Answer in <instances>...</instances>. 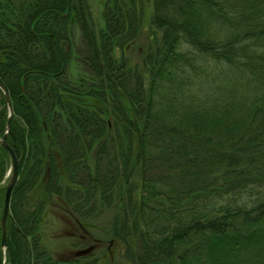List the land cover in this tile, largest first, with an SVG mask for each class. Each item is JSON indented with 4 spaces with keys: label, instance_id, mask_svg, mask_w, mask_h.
I'll return each instance as SVG.
<instances>
[{
    "label": "trees",
    "instance_id": "1",
    "mask_svg": "<svg viewBox=\"0 0 264 264\" xmlns=\"http://www.w3.org/2000/svg\"><path fill=\"white\" fill-rule=\"evenodd\" d=\"M129 4L107 3L97 36L87 0H0V83L20 159L0 264H38L41 253L51 261L21 200L46 174L86 213L94 193L73 199L61 178L83 176L93 151L108 164L89 185L104 202L117 188L128 196L130 214L116 218L112 237L129 248L130 234L142 240L134 264H264V0H150L153 13ZM143 18L163 38L151 31L132 63ZM72 24L89 47L85 90L68 78ZM84 96L113 110L88 109ZM0 104L2 135L1 89ZM8 160L0 146V174Z\"/></svg>",
    "mask_w": 264,
    "mask_h": 264
},
{
    "label": "rangeland",
    "instance_id": "2",
    "mask_svg": "<svg viewBox=\"0 0 264 264\" xmlns=\"http://www.w3.org/2000/svg\"><path fill=\"white\" fill-rule=\"evenodd\" d=\"M111 1L112 5H114L115 0H87L93 29L97 36L102 30H106L105 13L108 8L107 3L109 4ZM119 2L123 3L129 9L130 0H119ZM139 2L141 6H143L142 9L144 13H153L150 0H139ZM144 26L146 29L143 31ZM138 30L139 32L143 31V33L128 52L133 57V61L131 60L132 63L139 62L140 57L138 51L142 46L146 45L149 35L152 32L156 33L159 41H162L163 38V30L157 28L153 24L151 18L148 20L143 18ZM70 32L72 41V60L68 67V78L74 83L79 84V86H82L85 90V87H83L84 81L94 82V74H91L89 71V60L87 58L89 47L87 45V39L83 28L77 24H72L70 26ZM115 54L119 59L121 58L122 52L116 49ZM83 98L84 99L80 103L88 109L100 107L102 110L106 111L113 110L107 105L98 102L100 100L97 97L84 96ZM1 108L2 106L0 104V110H2ZM7 110L9 119V109L7 108ZM116 122L117 119L111 118L112 124ZM7 125L8 120L4 133L2 135L0 133V138H3L6 134ZM21 125L23 126V123ZM115 145L118 146L119 142L116 141ZM116 146L113 148L115 152L119 150ZM59 151L61 150L59 149ZM87 162L90 170L81 173L83 176L78 174L74 179H69L68 176L63 174L61 178L63 186L69 187L68 189L74 193L75 197H73V199H77L86 191L94 193L91 201L86 205V210L83 211L86 213L79 211L74 212L76 204L68 203L70 199L72 200V197H66V195L60 197L55 192V188L50 187L49 182L55 178L50 180L49 176L47 177L46 174H43L41 177L37 175L33 190L26 193V200H21V210L23 209V214H26V217L28 214L35 215L33 220L34 227L38 230V234L40 235L41 248L47 251L51 257V261L45 262V259L42 257L43 254L41 253L38 264H134V259L131 258L132 255H140L143 251L142 240L136 239L132 234H130L126 240L131 241L133 239L135 243L133 248H129L125 240L121 239L120 242H116L112 237L115 233L116 218L119 216L121 219H124V215L130 214L128 196L126 195L124 198L125 201H123V198L120 197L122 189L117 188L113 196L110 195L107 200H105L106 202L102 201V188L94 190V187L89 185V182L90 180L96 179V172H105L108 163L106 160H99V158L95 156L94 151L93 154H88ZM10 167L11 164L8 162L4 171L0 174V176L2 175L0 178V190L3 191L2 209H0L1 241L2 216L5 199L4 191L10 179ZM151 173L152 172H150V174ZM152 176L155 177L154 175ZM160 179L163 182H167L168 180L167 178ZM134 187L137 188V185H134ZM79 202H81L80 198ZM128 215H126V217ZM129 222L132 224L131 220H129ZM122 223L124 224L126 222L123 221ZM110 244L111 247L109 249ZM90 248H93L91 252L81 256L76 255V253ZM6 252L3 251L5 255ZM7 263V257H5L4 264Z\"/></svg>",
    "mask_w": 264,
    "mask_h": 264
},
{
    "label": "water",
    "instance_id": "3",
    "mask_svg": "<svg viewBox=\"0 0 264 264\" xmlns=\"http://www.w3.org/2000/svg\"><path fill=\"white\" fill-rule=\"evenodd\" d=\"M6 96V106L9 109V119H8V125H7V131L6 134L4 135L3 138H0V145L10 154L11 160H12V169L10 172V179L9 182L6 186V192H5V199H4V207H3V216H2V249L4 252H6L8 248V237H7V223H8V218L10 214V208H11V199H12V194L13 190L16 184V181L18 179L19 175V159L14 151V149L9 145L8 143V132L11 127V121H12V107H11V102H10V97L8 94H5ZM93 248H90L85 251H80L76 253L77 256L85 255L89 252H91Z\"/></svg>",
    "mask_w": 264,
    "mask_h": 264
},
{
    "label": "bare ground",
    "instance_id": "4",
    "mask_svg": "<svg viewBox=\"0 0 264 264\" xmlns=\"http://www.w3.org/2000/svg\"><path fill=\"white\" fill-rule=\"evenodd\" d=\"M0 89L3 91L4 95L5 94H8L9 95V92L6 90V88L0 83ZM10 97V96H9ZM11 107H12V104H11ZM12 112H13V109H12ZM12 147V146H11ZM8 156H9V162L11 164V167H10V172H11V169H12V160H11V156L10 154L7 152ZM17 154V153H16ZM18 156V155H17ZM19 159V157H18ZM19 162H20V159H19ZM9 172V174H10ZM70 212V211H69Z\"/></svg>",
    "mask_w": 264,
    "mask_h": 264
},
{
    "label": "flooded vegetation",
    "instance_id": "5",
    "mask_svg": "<svg viewBox=\"0 0 264 264\" xmlns=\"http://www.w3.org/2000/svg\"><path fill=\"white\" fill-rule=\"evenodd\" d=\"M77 226H78V224H77ZM110 247H111V244H110V246H109V249H110Z\"/></svg>",
    "mask_w": 264,
    "mask_h": 264
}]
</instances>
